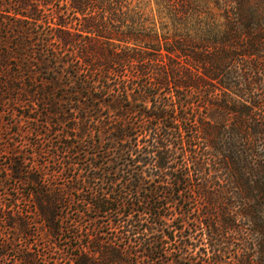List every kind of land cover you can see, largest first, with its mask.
I'll list each match as a JSON object with an SVG mask.
<instances>
[{
	"label": "trees",
	"instance_id": "16d2710c",
	"mask_svg": "<svg viewBox=\"0 0 264 264\" xmlns=\"http://www.w3.org/2000/svg\"><path fill=\"white\" fill-rule=\"evenodd\" d=\"M55 2L0 0V106L19 105L25 122L47 116L57 102L35 75L62 64V121L105 143L53 147L71 154L54 171L66 176L62 188L8 148L0 264H41L36 240L61 233L71 264H249L254 245L264 262V225L245 230L257 244L237 245L239 215L226 209L235 198L219 183L223 172L236 183L241 155L264 133V29L227 0H62L49 10ZM44 19L54 20L47 30L23 23ZM210 110L228 121L210 125ZM234 244L235 260L226 256Z\"/></svg>",
	"mask_w": 264,
	"mask_h": 264
},
{
	"label": "rangeland",
	"instance_id": "374dc122",
	"mask_svg": "<svg viewBox=\"0 0 264 264\" xmlns=\"http://www.w3.org/2000/svg\"><path fill=\"white\" fill-rule=\"evenodd\" d=\"M227 1H231L233 4H239L241 8L240 14L244 20L246 19L245 21H247L249 17H252L253 25L258 29H264V0ZM56 8H62V0H57L52 7H49V10H55ZM7 21L9 23L13 22L12 17H9ZM23 23L27 25L31 24L32 27L34 25L37 31H41L47 30L54 23V20L44 19L41 23L37 24L25 20ZM261 56L264 58V53L261 54ZM32 66L40 68V66L36 64ZM37 72L38 75H35L36 80H42L43 83L53 91L54 101L57 102V105L54 106L55 108L51 107L48 109L49 113L47 116H43L44 113H41V111L30 113L29 116L31 119L28 122L19 119L18 116H20L21 113L26 114V111L22 110L23 108L19 105L10 107L8 102H5L2 107L0 106V164L5 165L9 162L12 153L8 148L14 146L16 150L24 155V170L27 171L31 168L41 167L43 182L54 187L62 188L63 185H66V176H62L60 173L56 174L54 171H57V164H62L64 160L71 157L69 156L71 154H53L55 151L53 147L57 146L58 142H61V146L62 142H67L68 144H78L79 147L85 148L89 146L88 143L95 142L96 139H99V143L101 144L105 142L102 141V136L96 135L92 128L77 125L73 127L75 130L72 131V125L76 123H74V121H62L63 117L66 116L62 115V64L47 63L44 66V70L40 69ZM23 105L25 104L23 103ZM220 114L217 110H210L207 112L206 121L212 126L223 120V118L228 121L229 118L227 114H223L222 116ZM75 116L76 115H73L70 119H73ZM257 118L260 120L264 118V116L259 117L258 115ZM16 121L19 123L18 125L15 124ZM75 121L78 122V119H75ZM260 121L263 122V120ZM33 129L36 131L33 132ZM227 133V129L222 131L224 136L227 135ZM64 136L68 138L65 139ZM38 146L45 151L41 156H36L34 154L35 149L39 148ZM225 150L226 149L223 148L222 152ZM212 153L215 154L216 152L212 150ZM219 153L217 154L221 155V153ZM246 153L248 154L246 157L241 155V160H244V163H241V165L244 167L241 170V175L238 176L239 179L235 181L236 183L229 181V178L226 177V173L224 172L219 181L230 193V196L235 198L232 200L233 204L226 206V209L228 207L239 215L237 220L242 231L239 236L233 237L237 245L242 244L244 239L250 244H257V235L248 233L245 230H252L256 226L264 225V133L254 136L250 150ZM72 161L76 163L80 162L77 157H74ZM15 184L17 186L20 185L18 182ZM18 207L23 212L28 210L25 207V202L21 200L19 201ZM72 210L64 211L67 212L66 216L64 213H61V221L59 224L62 227L66 226L68 219L72 221L71 219L75 218V215L72 214ZM245 212H248L251 217L247 216ZM66 236L67 235L64 233H61L57 238L37 239L33 246V249L38 255L37 260L41 264H71L65 250ZM259 242L262 244L259 251L264 254V239L261 238V240H258V243ZM233 246L234 248L228 250L226 256L235 260V256L238 257L243 253L240 251L236 254V245L234 244ZM258 248V245H254L248 251L249 255L246 253L243 258L241 257L242 261L244 262L248 256L250 257L249 264H260V258L256 256ZM262 259L264 260V255H262ZM244 264L246 263L244 262ZM261 264H264V262Z\"/></svg>",
	"mask_w": 264,
	"mask_h": 264
}]
</instances>
